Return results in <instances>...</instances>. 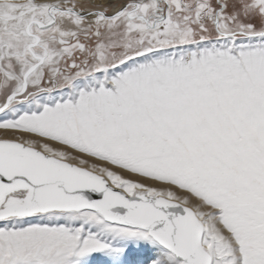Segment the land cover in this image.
<instances>
[{
    "label": "snow or ice",
    "instance_id": "6c2138e0",
    "mask_svg": "<svg viewBox=\"0 0 264 264\" xmlns=\"http://www.w3.org/2000/svg\"><path fill=\"white\" fill-rule=\"evenodd\" d=\"M0 264H264V0H0Z\"/></svg>",
    "mask_w": 264,
    "mask_h": 264
}]
</instances>
